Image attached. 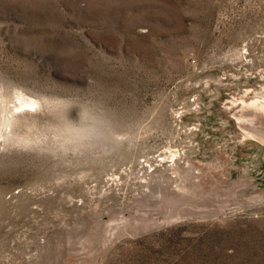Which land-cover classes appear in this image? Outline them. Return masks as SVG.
I'll use <instances>...</instances> for the list:
<instances>
[{
	"label": "rangeland",
	"instance_id": "obj_1",
	"mask_svg": "<svg viewBox=\"0 0 264 264\" xmlns=\"http://www.w3.org/2000/svg\"><path fill=\"white\" fill-rule=\"evenodd\" d=\"M0 94V264H264V0H0Z\"/></svg>",
	"mask_w": 264,
	"mask_h": 264
},
{
	"label": "bare ground",
	"instance_id": "obj_2",
	"mask_svg": "<svg viewBox=\"0 0 264 264\" xmlns=\"http://www.w3.org/2000/svg\"><path fill=\"white\" fill-rule=\"evenodd\" d=\"M2 92V91H1ZM19 94H22V93H19ZM20 96V95H19ZM24 97H25V95H24ZM23 97V95L20 97V102H21V106H27V107H35V106H37V105H40V102H38V100L37 101H29V99L27 100V99H25ZM28 98V97H27ZM7 103V102H6ZM5 102H4V96L2 95V94H0V123H1V125L2 126H5V124L6 125H8L9 124V122H11L12 121V119H16V116H13L12 118H7V117H5V112H4V108H5V104H6ZM18 104V103H17ZM261 107L260 108H258V110H261V111H264V103L263 104H261L260 105ZM16 107V106H15ZM7 108V107H6ZM20 108H22V107H20ZM7 110V109H6ZM17 110V109H16ZM22 111V110H21ZM20 111V112H21ZM7 113V112H6ZM18 113V112H17ZM22 115V114H21ZM19 120V119H18ZM0 128H2L1 126H0ZM4 130V129H3ZM2 132V131H1ZM3 135V134H2Z\"/></svg>",
	"mask_w": 264,
	"mask_h": 264
},
{
	"label": "snow or ice",
	"instance_id": "obj_3",
	"mask_svg": "<svg viewBox=\"0 0 264 264\" xmlns=\"http://www.w3.org/2000/svg\"><path fill=\"white\" fill-rule=\"evenodd\" d=\"M34 111V109H32Z\"/></svg>",
	"mask_w": 264,
	"mask_h": 264
}]
</instances>
